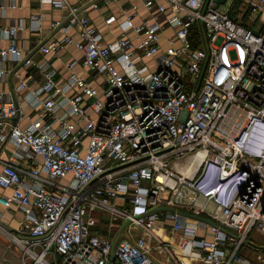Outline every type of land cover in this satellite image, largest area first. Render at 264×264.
<instances>
[{
	"label": "built area",
	"instance_id": "built-area-1",
	"mask_svg": "<svg viewBox=\"0 0 264 264\" xmlns=\"http://www.w3.org/2000/svg\"><path fill=\"white\" fill-rule=\"evenodd\" d=\"M45 1L63 10L52 27L64 35L41 51L73 44L82 57L59 82L15 41L0 52L43 73L48 115L12 122L20 107L0 89V151L12 141L31 159L0 168V207L21 212L14 229L0 212V229L35 264H108L125 221L113 264H166L154 252L171 258L169 243L205 264H257L244 250L264 232V0H137L105 14V29L89 10L117 0ZM164 216L178 239L154 231Z\"/></svg>",
	"mask_w": 264,
	"mask_h": 264
},
{
	"label": "crops",
	"instance_id": "crops-1",
	"mask_svg": "<svg viewBox=\"0 0 264 264\" xmlns=\"http://www.w3.org/2000/svg\"><path fill=\"white\" fill-rule=\"evenodd\" d=\"M136 1L137 0H117L109 4H102L99 9L91 8L89 14L92 21L98 27L105 29V14L110 11L118 12L124 6L130 5L131 2ZM10 2L11 0H0V52L2 49L8 48V46L15 41L22 57H30L35 62L44 59L48 60L52 66L59 69V74L56 76L58 81H63L68 72L65 69V62L71 59L79 60L82 57L81 51L73 44H66L55 54L52 52H42L40 49V45L45 43L51 36L61 37L64 35L63 31L56 30L52 27V21L55 18L61 17L63 10L52 6L45 0H16L17 5L14 7L10 6ZM14 25H20V27L17 29L15 35L10 36L6 33L5 28ZM69 32L74 33L76 37H78L76 28ZM0 69H3L5 72L3 78L0 80V89L5 92L7 98H14L20 107V114L15 116L12 122L20 125H27L29 122L39 117L43 120L48 118L47 110L43 107L42 103V99L46 93L44 91H39L44 82L43 73L33 64L24 65L20 61L14 59V54L12 52H9L6 57H2L0 54ZM75 69L79 73L90 77L88 71L86 72L81 64H78ZM21 82H25V86L21 87ZM38 92L40 93L38 94ZM18 152L21 155H16ZM11 158H13L14 163L20 168H27L31 161L27 152H22L12 141H7L0 151V168L4 161H8ZM10 191L11 188L0 187V193H9ZM0 209L4 225L12 229L17 228L21 222V212L16 208L5 209L0 207ZM178 219H180L183 224H192L194 220L191 215L185 216L181 214ZM171 222L172 220L167 217L165 218V216L155 222L154 231L157 234H162L167 241L176 240L179 235H181V231L174 230L172 232L170 228ZM250 239L258 243V240L251 237ZM173 245L175 249L171 246L169 247L173 253L171 258H166L164 254L158 251L154 252L162 263L198 264L197 262H200L193 258L190 260L188 256L180 253L178 251L180 247L179 244L173 243ZM244 253L249 258H253L257 264H264V249L250 246L244 250Z\"/></svg>",
	"mask_w": 264,
	"mask_h": 264
},
{
	"label": "rangeland",
	"instance_id": "rangeland-1",
	"mask_svg": "<svg viewBox=\"0 0 264 264\" xmlns=\"http://www.w3.org/2000/svg\"><path fill=\"white\" fill-rule=\"evenodd\" d=\"M233 14L237 12L233 11ZM244 19V17H243ZM220 37L215 40V43H219ZM109 216L107 214L102 215L103 225L108 223ZM7 228V226H5ZM135 233L140 232V228L133 226ZM111 234L114 232L113 229H110ZM249 237L258 240L257 244H263L264 242V232H260L256 228H252L248 234ZM262 243H261V242ZM154 244V239L151 241ZM173 249H175L173 244H169ZM36 248H38L36 246ZM179 251V250H178ZM251 253V252H249ZM252 254V253H251ZM254 257V256H252ZM188 259V258H187ZM253 260V258H251ZM254 261V260H253ZM35 264L33 254H25L24 250L6 234L3 229H0V264ZM198 264H203L202 262H197ZM188 264V263H186Z\"/></svg>",
	"mask_w": 264,
	"mask_h": 264
},
{
	"label": "water",
	"instance_id": "water-1",
	"mask_svg": "<svg viewBox=\"0 0 264 264\" xmlns=\"http://www.w3.org/2000/svg\"><path fill=\"white\" fill-rule=\"evenodd\" d=\"M158 208H161V206H158ZM172 211H175L173 208H168ZM179 214L181 215H191V217H194V218H198V219H205L201 216H196V215H193V214H188V213H185V212H182V211H177ZM127 223V221L122 225V227L119 229V231L117 232V234L115 235L114 239H113V246H112V251H111V259H110V262L108 264H113V261L115 259V254H114V248H115V245H116V242L118 240V237L120 236V234L122 233V229H123V226H125ZM248 244H250L251 246H254V247H258L260 249H264V245L263 244H257L255 242H252L250 240H246Z\"/></svg>",
	"mask_w": 264,
	"mask_h": 264
},
{
	"label": "bare ground",
	"instance_id": "bare-ground-1",
	"mask_svg": "<svg viewBox=\"0 0 264 264\" xmlns=\"http://www.w3.org/2000/svg\"><path fill=\"white\" fill-rule=\"evenodd\" d=\"M178 166H180L179 164H177ZM182 167L184 170H186L187 172L191 169V159L189 162H186ZM179 249L181 250L182 248L179 247ZM188 260V259H187Z\"/></svg>",
	"mask_w": 264,
	"mask_h": 264
}]
</instances>
